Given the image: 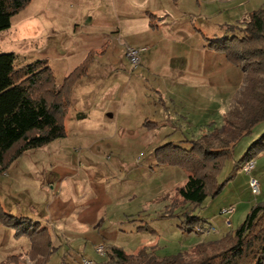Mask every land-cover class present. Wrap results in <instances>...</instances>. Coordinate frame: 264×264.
Returning a JSON list of instances; mask_svg holds the SVG:
<instances>
[{"label": "crops", "instance_id": "crops-1", "mask_svg": "<svg viewBox=\"0 0 264 264\" xmlns=\"http://www.w3.org/2000/svg\"><path fill=\"white\" fill-rule=\"evenodd\" d=\"M261 7L264 0H32L11 19L10 29L0 33V44L3 50H8L9 44L16 46L18 51L8 53L17 55V68L45 61L58 87L84 62L89 52L102 51L72 89L67 113L69 122L77 115L86 118L88 115L89 119L96 105L95 113L99 114L96 121L106 119L114 108V100L111 101L108 92L113 87L121 88L124 83L123 76L118 75L119 66L130 70L126 49L143 50L138 67L145 71L146 78H157L143 79L139 70L130 75L125 73L128 83L116 111L117 123L129 124L135 118L147 131L142 133V138L156 136L163 127L160 142L185 148L186 142L221 128L237 99L234 70L223 55L207 45L229 37L224 26L235 25ZM172 67L182 68L181 74L173 72ZM89 84L97 89L90 104L92 90H84ZM243 85L244 79L239 89L242 90ZM138 96L142 107L136 109ZM79 100L91 109L78 114ZM130 105H134L135 113ZM154 151L150 167L164 171L166 166L156 164ZM170 171L168 173L175 177H183L181 172ZM11 185L5 184L1 192L14 199L17 192ZM22 206L26 208L25 204ZM22 212L17 208L13 215L23 218ZM73 226L74 229H70L69 225H59L56 235L83 240L90 232L86 224L74 222ZM13 234L0 223V240H9ZM223 235L217 231V237L211 241ZM1 242L0 251L5 248ZM89 260L95 264L104 261Z\"/></svg>", "mask_w": 264, "mask_h": 264}, {"label": "rangeland", "instance_id": "rangeland-1", "mask_svg": "<svg viewBox=\"0 0 264 264\" xmlns=\"http://www.w3.org/2000/svg\"><path fill=\"white\" fill-rule=\"evenodd\" d=\"M8 48L3 50L0 44V54L18 51L11 44ZM129 66L130 70L119 66L121 70L118 75L123 76L124 83L121 88L113 87L108 92L111 94V101L114 100V108L106 119L96 121L99 118V114L95 113L97 105L94 106V115L89 119L88 115L87 118L77 115L74 121L69 122L66 116L63 121L64 138L23 153L5 174L0 175V213L14 216L13 213L19 208L23 210V227L28 228V225L38 222L39 230H45L51 246L46 250L39 249V254L44 252L43 256L48 255L47 261L42 264H61L63 260L68 264H81L84 259L105 260L106 256L95 252V247L99 245L114 246L128 254L146 247L148 252H154L159 259L189 251L196 253V246L215 239L217 231L222 235L227 230L233 232L238 229L249 210L257 202H264L262 152L254 158L255 165L250 175L243 170L236 172L234 179L226 184L215 199L207 198L202 207L195 210L194 215L204 221L203 230H207V234L183 233L180 227L181 211L171 214L167 210L170 209V203L178 200L177 190L184 185L187 175L177 168L165 167L162 169L164 171H159L156 167H150L153 164L154 148L165 143L160 142L164 128L161 127L156 136L144 135L142 138V133L146 134L147 131L135 122V118L129 124L117 123L116 111L124 93L123 88L128 83L126 74L130 75L139 70L143 79L157 78H146L141 66ZM230 68L234 70L233 85L238 97L243 74L237 67L231 65ZM172 71L180 75L182 68L172 67ZM94 87L91 84L84 88L88 92L92 90L93 96L90 97L89 104L97 93ZM141 103L138 96L135 108L142 107ZM78 105V114L89 109L83 100H79ZM130 106L133 108L134 105ZM133 110L135 113L136 110ZM263 132L264 122L256 125L250 135L235 144L230 160L218 177L219 182L230 173L232 162L238 161ZM51 169L52 176L49 174ZM170 170L181 172L183 177L173 176L168 173ZM29 174L31 177H28ZM49 178L52 180H48ZM251 178L259 183L258 196H254L249 188ZM47 182L51 184L47 185ZM5 184H12L13 191L16 189L17 196L14 199L2 194ZM83 189L85 192H82ZM21 199L26 210L22 209L24 204ZM229 207H234L235 213L230 218L231 227L227 228L224 224L225 217L220 215V211ZM74 222L86 224L87 230H90L83 240L56 235L59 225H69L70 229H74ZM138 226L145 229H136ZM29 231L33 232L34 227ZM12 232L15 234V231ZM14 234L9 240L1 238L5 248L0 251V263L6 259L2 257L8 255L7 257L16 256L20 264L22 261L24 264H32L25 257L31 249V241L41 243L44 237L35 235L33 239L26 236L16 238ZM48 251L52 253L49 254ZM187 257L194 258L193 254Z\"/></svg>", "mask_w": 264, "mask_h": 264}, {"label": "trees", "instance_id": "trees-1", "mask_svg": "<svg viewBox=\"0 0 264 264\" xmlns=\"http://www.w3.org/2000/svg\"><path fill=\"white\" fill-rule=\"evenodd\" d=\"M31 1L0 0V33L10 29L11 19ZM151 28L154 26L151 25ZM224 28L230 36L209 42L207 47L223 55L244 75L243 88L230 116L221 128L186 142L188 146L185 148L168 143L154 151L158 166L176 167L187 175L186 182L177 190L178 200L170 203L167 210L171 214L181 211L180 227L186 234L197 233V229L205 227L204 221L194 215L195 210L202 207L207 198L215 199L234 179L236 172L264 152L263 132L238 161L232 162L227 177L222 182L218 181L235 144L264 122V7L235 25ZM101 53L89 52L84 62L59 87L45 61L17 68V55L0 54V175L5 174L23 153L65 137L63 121L71 106L72 89ZM23 221V218L0 213V223L15 231L14 237H44L41 243L32 240L31 249L25 256L32 264H42L47 261L48 255L43 256L44 252L39 254V249H49L51 243L45 230H39L37 223L26 228ZM31 227H34L33 232L29 231ZM137 229L144 230L145 227ZM195 251L159 259L146 247L128 254L120 248L105 246L106 259L99 264H264V202L256 203L249 210L238 229L227 232L216 241L201 243ZM190 254L194 258L188 259ZM0 264L20 263L16 256H11ZM61 264L68 263L63 260Z\"/></svg>", "mask_w": 264, "mask_h": 264}, {"label": "built area", "instance_id": "built-area-1", "mask_svg": "<svg viewBox=\"0 0 264 264\" xmlns=\"http://www.w3.org/2000/svg\"><path fill=\"white\" fill-rule=\"evenodd\" d=\"M142 51L143 50H138L133 48L126 49V58L128 59L132 68H137L139 66L140 63L139 54ZM254 165H255L254 161H249L243 166L242 168L243 172L247 175H250L254 169ZM249 188L254 196H258L260 194V186L255 179L251 178L249 180ZM234 213H235L234 207L225 208L220 211V215L225 217L224 224L227 228L231 227L230 218ZM197 233L207 234V230L197 229ZM95 252L100 256H105V247L103 245L101 246L99 245L95 247ZM81 264H95V263L91 260L84 259L82 260Z\"/></svg>", "mask_w": 264, "mask_h": 264}]
</instances>
